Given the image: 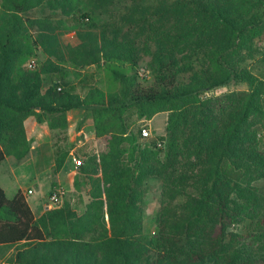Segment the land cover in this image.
<instances>
[{
	"label": "trees",
	"instance_id": "trees-1",
	"mask_svg": "<svg viewBox=\"0 0 264 264\" xmlns=\"http://www.w3.org/2000/svg\"><path fill=\"white\" fill-rule=\"evenodd\" d=\"M76 108L96 142L74 151L87 199L36 218L0 186V264H264V0H0V165L29 154L33 116L54 178ZM160 112L165 134L144 138ZM151 180L155 235L143 228Z\"/></svg>",
	"mask_w": 264,
	"mask_h": 264
},
{
	"label": "crops",
	"instance_id": "crops-1",
	"mask_svg": "<svg viewBox=\"0 0 264 264\" xmlns=\"http://www.w3.org/2000/svg\"><path fill=\"white\" fill-rule=\"evenodd\" d=\"M67 121H68L67 132L69 136V141L73 146V150L79 149L84 146L87 147V145H89L93 140H94L93 142H95L92 119L88 111L78 108L71 109L67 112ZM79 125H83L84 130L78 131V133L82 132L83 134H85L86 132L88 135L87 137L86 135H84V137L86 138L84 141L79 140L78 142H75L74 141L75 136L73 137L72 135L75 129L77 128V126ZM24 127L27 130L29 139H31V143H32L31 149L29 151V154L25 157L24 160H22L21 162H17L15 159H13L14 160L13 162L15 165L17 164V166H19L22 163H24V161L27 159L30 163L32 161L36 165L39 163L42 164V166H40L38 170L40 169L42 171L43 177L42 176H41L42 178L38 177L35 180L40 185H42L41 188L42 193L40 196L33 197L34 191L31 189V187H29V185L25 181L22 182L20 179L15 178L14 172H11V170L9 169H5L3 171L2 179H0V186L3 189L7 198H8L7 192L11 193L13 198L18 191H21L34 215L41 216L46 211L57 207L50 204L48 200L52 190V182H53V177H52L53 149L50 139V131L45 123H38L33 116L28 117L24 121ZM87 140H89L90 143H87L88 142ZM89 149H92V146H90ZM70 155L72 154L70 153ZM71 158L72 161L75 159L74 156H70L69 158H67L63 168L57 174L55 179L57 188H60L63 191L70 190L72 185V178L73 175L75 174V170L72 166ZM11 166L14 165L11 164ZM28 190L31 191L30 194H27Z\"/></svg>",
	"mask_w": 264,
	"mask_h": 264
},
{
	"label": "rangeland",
	"instance_id": "rangeland-1",
	"mask_svg": "<svg viewBox=\"0 0 264 264\" xmlns=\"http://www.w3.org/2000/svg\"><path fill=\"white\" fill-rule=\"evenodd\" d=\"M116 1H124V0H116ZM92 16L94 18V21L98 24L104 23L108 20L106 15H92ZM258 59L259 58H257L255 61L249 62V65L253 71H256V69H257ZM247 89H248V87L246 86V84H243V83L231 84L229 86L213 90L212 92H209L208 95L216 96V95H221V94L231 93V92H236V91H245ZM166 117H167L166 112H160V113H157L156 115H154L150 120L144 122L143 127L146 126L147 129L149 130V133H150L149 137L162 136L165 134V132H166L165 131ZM78 129H80V130H78ZM82 130H84L83 125H79L75 129V131L72 135L73 137L75 136L74 137L75 142H78L79 140L84 141L86 139L84 137V135H86V137L88 135L86 132H85V134H83L82 132L78 133V131H82ZM26 134H27V130H26ZM27 138L29 140L30 145H32L31 139H29L28 134H27ZM68 138H69V136H68ZM87 141H88L87 143H90L89 140H87ZM93 141L89 145H87L86 150H89V151L93 150V149L96 150V142H93ZM70 144H71V142H70ZM90 146H92V149H89ZM75 150H77V149H75ZM75 150L71 151L72 155H69L68 158L70 156L75 157V153H74ZM13 159L14 158L12 156H7L6 159L1 163V165H0V179H2L3 171L5 169H9V170H11V172H14L15 178L20 179L22 182L25 181L29 185V187H31V189L34 191L33 197L40 196L42 193V189H41L42 185H40L35 180L38 177L39 178L43 177L42 171L40 169L38 170V168L40 166H42V164L39 163L40 165L39 164L36 165L32 161L30 163L26 159L25 160L26 162L24 161V163L17 166V164L16 165L14 164ZM74 160H76V158ZM74 160L72 161V158H71L72 166H73L75 173H76L77 165L75 164ZM11 164L14 166H11ZM56 176L53 178L54 182H55ZM146 188H147V193L144 197V203L145 204L143 207V228H144L145 234L155 235L157 233V230H158L157 224H156V215H157L159 208H160V201H161V194H162L161 190L162 189H161L159 182H157L156 180L149 181ZM55 189H57V186ZM51 192H52V190H51ZM64 192H65V197L63 198V200L59 204L56 205L57 207L58 206L61 207L62 204L64 203V201H71V202L76 201L77 195H83L84 201H86V199H87L84 196L85 190L83 188L80 191H75L71 185L70 190H65ZM7 194H8V199H11L12 198L11 193L7 192ZM35 217L38 218L40 216L36 215ZM10 253H11V251L4 253L3 250H0V261H1V258L3 257V255L6 256V255H9Z\"/></svg>",
	"mask_w": 264,
	"mask_h": 264
},
{
	"label": "built area",
	"instance_id": "built-area-1",
	"mask_svg": "<svg viewBox=\"0 0 264 264\" xmlns=\"http://www.w3.org/2000/svg\"><path fill=\"white\" fill-rule=\"evenodd\" d=\"M28 67H29V68H32V62H30V63L28 64ZM149 135H150V133H149V130H148V129H143V130H142V136H143L144 138H148ZM157 146H158V147H161L162 144H161V143H157ZM74 161H75V164H76L77 166L80 165V161H78V160H74ZM30 193H31V191L28 190V191H27V194H30ZM64 195H65L64 191H63L62 189H60V188H57V189L53 190V191L50 193L48 200H49L50 204L56 206L57 204H59V203L63 200Z\"/></svg>",
	"mask_w": 264,
	"mask_h": 264
}]
</instances>
